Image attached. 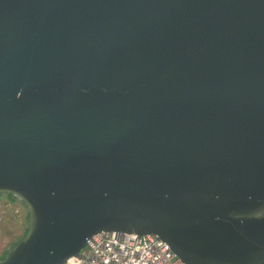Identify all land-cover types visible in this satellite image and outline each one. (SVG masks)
<instances>
[{"label": "water", "instance_id": "1", "mask_svg": "<svg viewBox=\"0 0 264 264\" xmlns=\"http://www.w3.org/2000/svg\"><path fill=\"white\" fill-rule=\"evenodd\" d=\"M0 264L107 230L264 264V0H0Z\"/></svg>", "mask_w": 264, "mask_h": 264}, {"label": "built area", "instance_id": "2", "mask_svg": "<svg viewBox=\"0 0 264 264\" xmlns=\"http://www.w3.org/2000/svg\"><path fill=\"white\" fill-rule=\"evenodd\" d=\"M61 264H186L154 234L102 230Z\"/></svg>", "mask_w": 264, "mask_h": 264}, {"label": "rangeland", "instance_id": "3", "mask_svg": "<svg viewBox=\"0 0 264 264\" xmlns=\"http://www.w3.org/2000/svg\"><path fill=\"white\" fill-rule=\"evenodd\" d=\"M28 227L27 207L11 196L0 194V259L26 234Z\"/></svg>", "mask_w": 264, "mask_h": 264}, {"label": "crops", "instance_id": "4", "mask_svg": "<svg viewBox=\"0 0 264 264\" xmlns=\"http://www.w3.org/2000/svg\"><path fill=\"white\" fill-rule=\"evenodd\" d=\"M7 252V251H6Z\"/></svg>", "mask_w": 264, "mask_h": 264}, {"label": "flooded vegetation", "instance_id": "5", "mask_svg": "<svg viewBox=\"0 0 264 264\" xmlns=\"http://www.w3.org/2000/svg\"><path fill=\"white\" fill-rule=\"evenodd\" d=\"M9 196V195H8Z\"/></svg>", "mask_w": 264, "mask_h": 264}]
</instances>
